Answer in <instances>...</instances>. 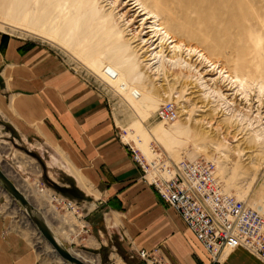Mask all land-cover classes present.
<instances>
[{
	"label": "rangeland",
	"instance_id": "374dc122",
	"mask_svg": "<svg viewBox=\"0 0 264 264\" xmlns=\"http://www.w3.org/2000/svg\"><path fill=\"white\" fill-rule=\"evenodd\" d=\"M97 1L98 9L108 14L109 9L112 7L110 3L113 0ZM10 2L11 0H0L2 51L10 40L22 42L24 44L22 47L23 52L45 50L58 58L66 70L74 74L87 88L104 97V103L116 124L118 138L124 142L126 147L127 145L135 147L151 162L155 156L153 157L150 154L148 148L142 147L146 150L142 151L138 145L141 140L136 138V136L145 137L149 148H152L155 154L158 153V155H162L164 158L166 157L176 163L185 158L210 162L215 166V176L225 195L235 197L251 208L264 207V140L262 139L260 142L261 144L263 142L262 145L253 144L254 131H259L264 136V94L258 95V84L260 86L264 85V0H140L148 8V11L151 10L150 12L159 16L161 23L170 30L178 42L202 51L209 59L227 68L233 76L247 77L251 75L255 78L252 91L250 89L247 90V93H244L241 89L238 91L229 82L221 79L217 74L218 71L207 68L206 65H198L197 54H191L189 57L186 56L187 53H182L183 60L178 61L183 66H186V64H183L184 59L190 63V65L187 64V71H184L188 77L181 76L173 79L171 76L167 78L161 76L156 82V87L164 86L155 92L156 101L159 100L160 105H157V108L146 109L142 113L135 112L133 105L135 106L136 103H131L126 94L121 93L113 85L102 81L92 70L73 57L69 50L22 30L3 25L6 22L5 9ZM25 2L27 3V0H23L22 6L18 7L22 8ZM121 3L127 4L125 0H120ZM132 3L135 4V1ZM118 6L119 4L116 7ZM49 7L40 15H36V9L32 8L30 11L31 20L46 21L48 25H51L50 21L57 14H54L51 7ZM131 7L130 5L126 7V10H129L128 20L131 18V25L124 26L125 22L117 20L118 17H116V28L121 31L124 30L123 36L125 39L131 38L129 36L131 30L141 31V37L144 40H150L148 45L151 46L156 41V39H153V35H148L149 23H152V21L148 20L143 28L138 29L143 17L139 15V6H137L138 9L136 8L137 10L131 9ZM120 9L117 8L115 16ZM72 12L77 13V11ZM62 22L60 21L61 24ZM64 31H66L65 26L62 27L61 34ZM79 35L82 36V34ZM253 39H257L259 42L255 44ZM137 40L135 43L132 41L130 53L133 59L142 61L144 49H141V47L137 49L139 44ZM167 46L163 50L165 59L168 55L169 57L173 55L171 46L168 49ZM193 64L195 65L193 66ZM143 72L145 73V71ZM211 88H222L221 92L227 95L229 101L235 100L236 104L232 105L230 103L231 105L228 106L223 99L213 98V95L209 94ZM258 97L259 99H257ZM169 102L176 104L178 117L173 123H164L158 119L157 112ZM228 107L234 108L233 113L229 112ZM238 107L240 109L244 108V112H248L249 109L247 108L250 107L251 119L256 117L260 108L257 119H261V123L253 121L252 127L249 126L247 120L241 123V118H238L237 113H235V109ZM2 126L0 122V127ZM177 128L184 130V132L178 134ZM203 129H206L209 134L201 139L199 134ZM5 130H8V127ZM5 130L2 135L8 138ZM166 130L171 132L173 137L175 136V144L170 143L169 138L165 136ZM8 136H10V140H7L9 143L0 145L2 152L0 165L6 163L4 165L11 168L15 164L19 165L17 162L20 161L24 169H30L31 166L35 167L39 177L29 176V178L23 179L16 174L17 171L16 173L12 171L9 174L15 178L19 187L22 188L23 181L36 189V185L41 182V187L48 190L47 192L44 191L43 194L46 199L44 201L36 200L34 203L39 205L45 214L52 216L53 204L54 208L57 211L59 210V214L66 216L72 225L82 223L73 216L74 213L67 212L64 206L59 205L57 201L49 203V195L56 198L60 197L55 195V189L51 186L46 173L54 171L57 173L56 177H62L59 169L45 168L47 163H52V156L39 144L21 143L12 133ZM231 136L236 137V142L232 140ZM1 141L2 139H0ZM249 147L252 149L249 150ZM236 149L243 151L242 154L234 153ZM29 161L33 163L31 166L28 165L30 167L27 166ZM0 192L2 195L4 194L0 201V217L9 224L6 230L7 233L19 234L29 243L32 251L37 256V264H64L63 261L55 258L53 250L44 239L38 237L35 229L24 230L23 225L26 218L23 215L25 213L22 214L21 212L22 208L5 191ZM55 192L59 193L58 191ZM71 196L77 200L79 199L76 192L72 193ZM15 208L18 209L19 215L16 214ZM79 226L81 227V225ZM51 227L55 232V226L52 224ZM62 230H58V238L63 240L62 242L70 251L96 256L99 259L98 264H118V261L123 262V264H140L137 259L133 258L134 254L132 256L130 251L122 247L116 248L114 256L109 255L108 258H105L103 255L87 250L82 246H71L70 243L73 242L71 241L72 232L69 228L65 229L64 232ZM31 238L34 240L39 238L41 241L40 250L34 246ZM114 242L120 241L114 239Z\"/></svg>",
	"mask_w": 264,
	"mask_h": 264
},
{
	"label": "crops",
	"instance_id": "0c3cea01",
	"mask_svg": "<svg viewBox=\"0 0 264 264\" xmlns=\"http://www.w3.org/2000/svg\"><path fill=\"white\" fill-rule=\"evenodd\" d=\"M23 46L10 40L2 51L0 36V145L9 143L12 133L21 143L39 144L52 156L45 168H57L62 176L46 173L59 192L54 193L76 203L74 216L84 224L74 227L71 246L105 258L114 256L117 247L132 256L134 250L158 249L173 264H209L207 252L182 218L143 181L139 165L118 138L104 97L87 88L58 58L45 50L23 52ZM17 163L11 169L19 177H39L35 167L27 163L31 167L24 169ZM75 192L78 200L71 196ZM3 196L0 192V201ZM8 225L0 217V264H37L29 243L7 233ZM223 264L264 261L238 248Z\"/></svg>",
	"mask_w": 264,
	"mask_h": 264
},
{
	"label": "bare ground",
	"instance_id": "6f19581e",
	"mask_svg": "<svg viewBox=\"0 0 264 264\" xmlns=\"http://www.w3.org/2000/svg\"><path fill=\"white\" fill-rule=\"evenodd\" d=\"M22 1L23 0H11V2L8 4V7L5 9L6 22L3 23V25L7 27H11L13 29L22 30L28 34L34 35L47 42L53 43L61 48H65L69 50L72 53L73 57H75L85 67L87 66L88 69L92 70L96 74V76H98L102 81L113 85L121 93L126 94L130 98L131 103H136L135 106L133 105L135 112L137 111L139 113H142V111H145L146 109H149L151 107L157 108L158 107L157 105H160L159 100L156 101L155 92L158 89L163 88L164 86V85L163 86L160 85L159 88L156 87V82H158L161 76H164L165 78L171 76L173 77V79H176L181 76L188 77L184 71H187L188 69L187 64L190 65V63L184 59L183 64H186V66H183L178 61V60L180 61L183 60L181 56L182 53H187L186 56L189 57L191 56V54H197L199 61V62L197 61L199 63L198 65H202V66L206 65L207 68H212L213 70L218 71L217 74H219V77L229 82V84L232 87H236L238 91H240L241 89L244 91V93H247V90L248 89L251 90L252 87H254L255 85L254 84L255 78L253 76L251 75H248L247 77H243L239 75L233 76L230 73V71L227 70V68L222 67L218 64V62H214L211 59H209V57L206 56L202 51H199L198 49L187 45L185 46L183 43L178 42L175 36H173V34L170 32V30L163 23H161L159 16H157V14H154L153 12H150L151 10L148 11V8H146L140 2V0H125L127 4L124 3L120 4V0H113L110 3L112 7L111 9H109L110 12L108 14H106L107 12L105 13V11H101L100 9H98L97 0H27V3L25 2L24 6L22 8H19L20 6H22L21 5ZM134 1L135 4L132 3ZM42 4L43 6H41ZM118 4L119 6L116 7ZM129 5L133 7V8L131 7V9H136V8L138 9L137 6H139V11H140L139 15L140 17H143V19L141 20V25L140 27H138V29L143 28L148 20L152 21V23H149L148 35L149 36L153 35L154 36L153 39H156V41L151 46L148 45L150 40H144L141 37L140 34L142 33L141 31L136 32L134 30H131L130 31L131 34L129 35L131 36V38L125 39L123 36L124 30L122 29L121 31L116 28L117 20H120L121 22H125L124 26L131 25V18L130 20H128L129 10H126V7ZM15 6H17L16 8L18 9H16ZM49 6L51 7L53 13L57 14V16L53 18L52 21H50L51 25H48V22L46 21L40 22V21L31 20L30 11L32 10V8L36 9L35 11L36 15H40L41 13H43V11H46V9H48ZM117 8L118 9L121 8V9L117 12L115 16V11L117 10ZM72 11L75 12L77 11V13H73ZM79 16L81 17L79 18ZM116 17H118L117 20ZM60 21H63L62 24L60 23ZM63 26H65L66 31H64V33L61 34L60 31ZM79 34H82V36L80 37ZM136 40L137 42H139V44L137 45V49L138 47L144 49L143 54L141 53L142 61H137L138 59L137 60L133 59L132 54L130 53L131 43L132 41H134L135 43ZM253 42L256 44L259 41L257 39H253ZM166 45H168L167 49L169 48V46H171V50L173 51V55L171 57H169L168 55L167 59H165L163 55V50ZM151 47L152 48L155 47V48L152 49ZM135 52L137 53V51ZM194 65L195 64H193V66ZM142 71H145V73L144 72L142 73ZM207 86L209 87V85ZM258 86H259L258 95L264 94V85L260 86L258 84ZM209 91H210L209 94L213 95V98L217 99L218 97L223 99L224 101L227 102L228 106L231 104L232 105L236 104L235 100L229 101L227 95L221 92L222 88L221 89L211 88ZM202 96L204 95L202 94ZM257 99H259V97ZM233 109L229 108V112L233 113ZM247 109H249L248 112H244V108L240 109V107L235 109L236 110L235 113H237V117L241 118L240 122L243 123L247 120L250 127L253 126L252 123L253 121L261 123L262 120L257 119V116H259L260 114V108L258 109V113L256 117L253 119H251L250 117L251 108L248 107ZM162 122L173 123L174 121L173 122L162 121ZM177 132L178 134H182L184 130L178 129ZM208 134L209 132H207L206 129H203L199 135L201 136V139H203L207 137ZM254 134L255 137L253 139V144L260 145L261 140L262 139L264 140V136H262V133H260L259 131L256 132L254 131ZM165 136L169 138L170 143L175 144L174 142L175 136L173 137L171 132L166 130ZM136 138L141 140L142 144L138 143V145L142 151H146L143 148L146 149L148 148L150 154L153 157L155 156L153 160H156L158 157H160L165 160L167 159L168 161H170L169 163L174 162L166 157L164 158V156L162 155H158V153L155 154L152 148H149L145 137L141 138L139 136H136ZM231 138L236 142V137L231 136ZM251 149L252 148L249 147V150ZM242 152L243 151H240L239 149L234 150V153H238L239 155H241ZM145 160L147 159L145 158ZM183 160H188V159L185 158ZM189 161H197V160H189ZM28 163L30 165H33L31 161H29ZM4 167L8 171V173H11L13 171L10 167H7L5 165ZM214 176H215V170H214ZM217 182L220 192L224 194L220 188L218 179ZM23 183H24L23 188L19 187V185L17 186L18 188H20L22 192H25V195L33 204L34 202H36V200L44 201V199H46L45 195L43 194L44 191L47 192L48 190L40 191L36 188H32V185L28 184L26 181H23ZM49 196H50V200H49L50 204L52 203V201H57V203L61 205L64 201V199L62 198L54 199L53 196L51 195ZM252 209L260 212V214L264 217V207H257ZM51 210H52L51 211L52 216L50 217V215L48 216L46 214L45 217L46 219L48 218L47 220L51 225L53 224L55 226L56 228L55 233L57 236H58V230H62L63 227L64 229L62 230V232H64V230L67 228H69L71 232L73 230H76L74 229L75 226H79V225H81V227L84 226V224L82 223H78L79 225L76 224L72 225L66 216H61L59 214V210L57 211V209L54 208L53 204ZM15 212L18 215L20 214L17 208H15ZM23 215L26 218L25 219L26 221L24 222L23 225L24 230L25 231H30L34 229L36 230V228L29 220V218L25 214ZM36 232L38 234V237L41 238L40 233L37 230ZM31 239H32L31 242L34 244V246H36V248L40 250L41 241L39 240V238L35 240L33 238ZM46 243L53 250L56 259L63 261L64 264H69L66 261H64L62 258H60V256H58L56 251L47 241ZM71 252L73 255L81 259L86 264L99 263V259L96 256L85 253L83 254L76 253L74 251ZM232 252L227 253V255L224 257V260ZM118 264H123V262L118 261Z\"/></svg>",
	"mask_w": 264,
	"mask_h": 264
},
{
	"label": "built area",
	"instance_id": "2783aa9c",
	"mask_svg": "<svg viewBox=\"0 0 264 264\" xmlns=\"http://www.w3.org/2000/svg\"><path fill=\"white\" fill-rule=\"evenodd\" d=\"M157 117L165 122L175 121L178 117L176 104L169 102L162 106ZM127 148L143 173V181L182 218L207 252L209 264H223L227 253L238 248H244L264 261V217L220 192L212 163L201 160L169 163L160 157L148 162L138 149L131 145ZM36 187L40 191L46 190L40 183ZM61 205L67 212H77L73 201L64 200ZM159 252L158 249L134 250L133 258L140 264H173Z\"/></svg>",
	"mask_w": 264,
	"mask_h": 264
},
{
	"label": "water",
	"instance_id": "95a60500",
	"mask_svg": "<svg viewBox=\"0 0 264 264\" xmlns=\"http://www.w3.org/2000/svg\"><path fill=\"white\" fill-rule=\"evenodd\" d=\"M0 187L23 209L42 238L52 246L60 258L69 264H86L73 255L70 249L58 238L43 212L18 188L17 184L6 174L2 165H0Z\"/></svg>",
	"mask_w": 264,
	"mask_h": 264
}]
</instances>
